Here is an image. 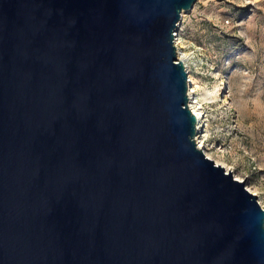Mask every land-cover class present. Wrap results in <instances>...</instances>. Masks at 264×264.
<instances>
[{
  "label": "water",
  "instance_id": "95a60500",
  "mask_svg": "<svg viewBox=\"0 0 264 264\" xmlns=\"http://www.w3.org/2000/svg\"><path fill=\"white\" fill-rule=\"evenodd\" d=\"M196 1L0 0V264H264L258 195L197 144Z\"/></svg>",
  "mask_w": 264,
  "mask_h": 264
},
{
  "label": "rangeland",
  "instance_id": "374dc122",
  "mask_svg": "<svg viewBox=\"0 0 264 264\" xmlns=\"http://www.w3.org/2000/svg\"><path fill=\"white\" fill-rule=\"evenodd\" d=\"M181 46L203 102L205 144L264 207V0H197L181 17Z\"/></svg>",
  "mask_w": 264,
  "mask_h": 264
},
{
  "label": "bare ground",
  "instance_id": "6f19581e",
  "mask_svg": "<svg viewBox=\"0 0 264 264\" xmlns=\"http://www.w3.org/2000/svg\"><path fill=\"white\" fill-rule=\"evenodd\" d=\"M181 23L182 21L179 22V25L176 29V39L175 42L177 44L178 48V59H183L186 63L187 69L189 71V81H190V86H189V95H190V100H189V105L192 108V110L195 112V114L198 117V133L196 135V140L197 144L200 148H202L205 153L207 154L208 157L213 159L217 164L223 165L227 171H230L234 174V168L232 166L226 165L224 162L216 159L211 152L209 151L210 147H208L205 144V129L203 127L205 126V119H204V111H203V102L214 99L215 94L217 93V89L213 87L212 89L209 88H203L200 92H197L196 86V80L193 78L191 74V70L189 69V64L187 63V59L189 58V55L182 50L181 46V41H180V34H181ZM238 180L243 181L244 177L240 175H234ZM248 189L251 191V189L248 187ZM252 193L257 195V192L255 190L251 191Z\"/></svg>",
  "mask_w": 264,
  "mask_h": 264
}]
</instances>
